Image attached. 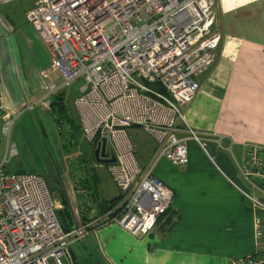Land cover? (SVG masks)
Segmentation results:
<instances>
[{
	"label": "built area",
	"instance_id": "1",
	"mask_svg": "<svg viewBox=\"0 0 264 264\" xmlns=\"http://www.w3.org/2000/svg\"><path fill=\"white\" fill-rule=\"evenodd\" d=\"M216 0H35L26 19L60 73L34 102L12 110L0 83V264H75L70 244L90 227L65 230L58 204L36 170H8L17 152L9 135L15 118L38 103L49 108L59 88L81 79L74 104L80 132L92 148L106 146L115 159L105 161L122 201L107 220L132 234H146L170 206L174 191L154 172L164 157L176 167L188 162L185 139L178 137L183 105L200 86L198 76L214 63L221 41ZM43 76L49 78L47 71ZM136 125L157 145L141 167L127 127ZM200 144L201 136L190 129ZM239 171L245 186L233 182L254 211V247L230 264H264V141H247ZM106 150V148H105ZM60 254L66 256L63 263Z\"/></svg>",
	"mask_w": 264,
	"mask_h": 264
},
{
	"label": "crops",
	"instance_id": "2",
	"mask_svg": "<svg viewBox=\"0 0 264 264\" xmlns=\"http://www.w3.org/2000/svg\"><path fill=\"white\" fill-rule=\"evenodd\" d=\"M12 1L0 0V8ZM34 2H22L25 14ZM216 5L221 32L217 56L211 67L198 76L197 94L183 105V118L177 124L176 133L187 144L188 162L176 167L162 157L154 166L155 174L174 191L169 208L148 233L132 234L115 222L100 223L122 201L107 169L106 180L97 174L94 162L86 168V174L70 176L60 191L63 201L59 208L65 203L71 208L74 225L90 227L83 239L70 244L78 264L80 259L89 264H230L232 258L253 249L254 211L233 182L242 186L239 166L244 164V143L264 141V0H216ZM2 14L0 11V28L9 35L7 17ZM6 38L0 30V83L5 105L15 110L25 96L38 89L34 85L19 87L18 78L9 71L13 68L6 59ZM12 46L19 54L14 41ZM47 86V81L41 79L40 88ZM64 94L61 90L53 93L52 100L61 102L57 104L60 111H56L61 119L55 121L70 133H79L74 104L78 91L70 94L68 101ZM50 110L55 117L51 106ZM190 129L211 151L197 144ZM228 150L232 154L236 150L240 158L234 154L232 159ZM156 151L152 139L151 159ZM72 178L77 182L73 183ZM110 181L114 187H109ZM117 195L120 198L115 203L106 205Z\"/></svg>",
	"mask_w": 264,
	"mask_h": 264
},
{
	"label": "rangeland",
	"instance_id": "3",
	"mask_svg": "<svg viewBox=\"0 0 264 264\" xmlns=\"http://www.w3.org/2000/svg\"><path fill=\"white\" fill-rule=\"evenodd\" d=\"M24 1L13 0L0 8V11L7 17L5 20L9 35L2 28L0 30L4 36L7 35L9 46L6 59L9 61L8 66L13 68V71L10 69L9 71L18 78L19 87L25 88V86L34 85L38 89L37 93L25 96L23 99V101L32 103L47 92V87L44 90L40 88L41 79H45L48 83V79L43 76V71H47L49 78L56 83L60 80L56 79L58 76L60 77V73L52 67L47 47L28 23L24 9H21V4ZM13 41L19 49V54L12 46ZM80 83V78L75 79L70 84L58 89L65 93V101H68L70 94L77 93ZM49 99H53V94H49ZM54 122L58 124L52 117L50 107L42 108L38 103H35L32 108L24 109L15 118L9 135V142L15 144L17 152L9 157L5 167L8 170L34 169L41 173L59 208L61 205L60 191L64 188L67 178L74 175L76 178L80 173L86 174V168L91 167L93 162L97 174L101 175L104 180H106L109 171L107 172V165L103 163L104 161L98 163L94 160L96 159L95 149L82 136L81 132L70 133L66 129L67 127L65 128L62 124L56 126ZM127 132L135 145V156L138 162L141 165H148L152 161L149 152V145L152 143L150 135L136 125L127 127ZM197 144L202 149L211 151L209 146L207 148V143L204 140L201 144L199 142ZM3 149L4 137L0 134V155H2ZM233 151L236 159H239V153L235 152L236 150ZM106 152L112 153L108 146H106ZM234 154L230 153L232 159ZM75 178H72L73 183L77 182ZM241 180L239 182L246 187L245 179ZM108 184L109 187H114L111 181ZM58 218L63 219V216L58 213ZM60 259L63 263L67 262L66 256L63 254H60ZM79 264L89 263L80 259Z\"/></svg>",
	"mask_w": 264,
	"mask_h": 264
},
{
	"label": "trees",
	"instance_id": "4",
	"mask_svg": "<svg viewBox=\"0 0 264 264\" xmlns=\"http://www.w3.org/2000/svg\"><path fill=\"white\" fill-rule=\"evenodd\" d=\"M58 103H61V102L56 101L55 99L51 100L50 106L53 108L52 112L55 114H56V111L57 112L60 111V109H57L59 107V106H57ZM54 118H55V120H57V122L61 119L60 116H58L57 114L55 115ZM19 170H23V169H19ZM31 170H34V169H31ZM119 198H120V195H117L113 198H110L108 201H106V205L111 206V204L115 203L116 200H118ZM61 201H63V199ZM113 212H111V213H113ZM58 213L63 216V219L59 218V220H60V223L62 224V226L65 230H69L72 226H74V219H73L72 214H71V208H69L65 203L62 204V207L56 209L57 217H58ZM261 215L263 217L262 226L264 228V212L261 213ZM75 264H78V263L75 261Z\"/></svg>",
	"mask_w": 264,
	"mask_h": 264
},
{
	"label": "water",
	"instance_id": "5",
	"mask_svg": "<svg viewBox=\"0 0 264 264\" xmlns=\"http://www.w3.org/2000/svg\"><path fill=\"white\" fill-rule=\"evenodd\" d=\"M105 148H106V141L103 138L101 140V144L98 145L94 150L96 159L103 161H113L115 157L113 155L108 156V152H106Z\"/></svg>",
	"mask_w": 264,
	"mask_h": 264
}]
</instances>
